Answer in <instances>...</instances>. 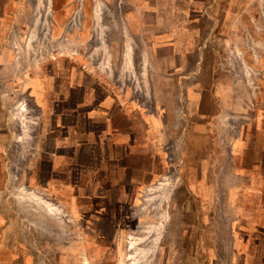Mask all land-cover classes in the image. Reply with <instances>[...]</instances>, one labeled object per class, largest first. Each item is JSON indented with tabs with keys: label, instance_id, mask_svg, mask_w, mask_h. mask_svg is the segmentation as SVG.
I'll use <instances>...</instances> for the list:
<instances>
[{
	"label": "rangeland",
	"instance_id": "obj_1",
	"mask_svg": "<svg viewBox=\"0 0 264 264\" xmlns=\"http://www.w3.org/2000/svg\"><path fill=\"white\" fill-rule=\"evenodd\" d=\"M36 2L0 0V264H264V0Z\"/></svg>",
	"mask_w": 264,
	"mask_h": 264
},
{
	"label": "crops",
	"instance_id": "obj_2",
	"mask_svg": "<svg viewBox=\"0 0 264 264\" xmlns=\"http://www.w3.org/2000/svg\"><path fill=\"white\" fill-rule=\"evenodd\" d=\"M2 11L3 13L6 11L9 13L10 11V3H7V6L5 7V5H3L2 7ZM7 20H9V17H7ZM8 22L5 21V16L3 15V19L0 23V28H8ZM0 42H5L4 41V36H2L0 34ZM4 44V43H3ZM3 46L0 47V72H3V60H2V56H3ZM2 62V63H1ZM1 74V73H0ZM1 96V102H0V107L1 108H5L6 107V104H5V100H3V96L2 94H0ZM10 101V99H9ZM108 101H109V98L106 97L104 99L103 102H101V106H102V109L103 107L108 109ZM107 117V118H106ZM106 119V123L107 124H111V122H109V120L112 119L111 116L109 115H106L104 117ZM103 132H105V137L103 139V136L100 137V142H104L106 147L105 149H109V151L107 152V155H106V160L105 162H108V163H114L116 164L118 167H121L122 169H117V170H123V171H133L134 170V167L131 166V164L129 163L128 164V158L130 157H133V156H137V154L139 152H137V148L140 147V145L136 142L135 138L133 137V135H131L129 138L125 136V134L122 132L121 133V130L119 132L118 129H112V125L111 127L109 128V126H107L105 128V130H103ZM132 133V132H131ZM102 145V143H100ZM103 146V145H102ZM117 148H121L122 150V158H119V157H116V158H113L112 155H113V152L112 151H115ZM112 150V151H110ZM125 150V152L123 153V151ZM122 160H124L122 162ZM123 165V166H122ZM154 167V165H152ZM153 168L149 167L148 168V171H151ZM131 178V177H130ZM132 181V179H130Z\"/></svg>",
	"mask_w": 264,
	"mask_h": 264
},
{
	"label": "bare ground",
	"instance_id": "obj_3",
	"mask_svg": "<svg viewBox=\"0 0 264 264\" xmlns=\"http://www.w3.org/2000/svg\"><path fill=\"white\" fill-rule=\"evenodd\" d=\"M38 1V3L36 2V7H35V12L37 13L35 16H34V21H33V27L35 28V30L37 31V29L39 30V29H42L41 31H43L44 32V35H47L48 34V32H49V30H50V25L49 24H47L46 22V24L44 25V27H42V25L40 26L39 25V23H40V13H41V11H42V8L40 7V2H41V0H37ZM40 3V4H39ZM95 11H97V13L99 12V5L98 4H96V10ZM97 16H98V14H97ZM44 28V29H43ZM102 32H101V43H102V46L100 47V48H97L96 49V51L95 52H99V51H101V52H104L105 53V56L106 57H108V58H110V55H111V51L108 49V47H107V45H106V43H105V35H104V33H105V31H106V29L104 28V29H102L101 30ZM33 35H34V33H32L31 35H30V37H29V39L27 40L29 43L32 41V40H34V37H33ZM48 36V35H47ZM48 40V39H47ZM40 52V51H39ZM95 52H94V54H95ZM129 54H130V52H129ZM235 58V57H234ZM107 59V58H106ZM39 62V61H38ZM232 62V61H231ZM236 63L234 64V66H239V65H241V67H242V69H243V71H242V73L241 74H239V75H241L242 77H244V78H246V80L247 79H249V73H251V69L248 67V63L246 62V60L244 59V57L243 56H238V55H236V61H235ZM231 66V65H230ZM248 68V69H247ZM240 73V72H239ZM242 79V78H241ZM239 80V79H238ZM245 80V79H244ZM248 81V80H247ZM243 82V81H242ZM249 83V82H248ZM140 84H142V82H140ZM249 85V84H248ZM247 85V86H248ZM134 88L136 89V90H138L139 92H141L144 96H145V98L146 97H148V95H151L150 94V89H142V87H140V86H134ZM146 91H148L147 93H146ZM151 97V96H150ZM248 98V97H247ZM239 99V98H238ZM154 101V100H153ZM155 102V101H154ZM142 104L143 105H145L146 107H148V108H152L153 107V105H152V100H151V98H147L146 100H142ZM245 105L246 104H244V107H245ZM235 107V106H234ZM154 108V107H153ZM239 108V107H238ZM242 109V108H241ZM237 115V114H236ZM236 115H234V113H232V114H230V116H229V114H228V116L225 118V127L229 130V131H226L227 133H229V134H231V135H234V134H236V129L235 128H233L234 126H235V124H237L238 122H241L242 120H240V119H238L237 118V116ZM244 115V114H243ZM246 115V114H245ZM226 116V115H225ZM222 118H224V114H222ZM243 118V117H242ZM228 120V121H227ZM229 121L231 122V123H233V125H231V123H229ZM230 124V125H229ZM168 127V126H167ZM170 128V127H169ZM176 143H174V145H173V147L175 148L176 147ZM175 149H177V148H175ZM178 150V149H177ZM232 177V176H231ZM230 176H229V178H231ZM147 191H149V189H147ZM147 194H143V196H142V200L143 201H145L146 199L144 198V196H146ZM160 207V205H157V206H154V209L157 211L158 210V208ZM146 212H148L147 210L145 211V210H143V211H141V213H140V215H142V216H144L145 215V213ZM137 216H139V215H137ZM140 217V216H139ZM134 219H136L137 220V218L136 217H134ZM135 228H137V226L135 227ZM152 227H149V229H151ZM156 240H158L157 238L155 239V240H152V245H151V247L152 248H155V242H156ZM150 242V241H149ZM140 243H141V240H140V238L137 240L136 239V241H133V242H131L130 243V249H137L138 248V246L140 245ZM146 251V255L145 256H148L149 254H150V251H147L145 248H143V251ZM153 251V250H152ZM144 256V257H145ZM129 258H133V256H130ZM135 261H136V258H135Z\"/></svg>",
	"mask_w": 264,
	"mask_h": 264
},
{
	"label": "built area",
	"instance_id": "obj_4",
	"mask_svg": "<svg viewBox=\"0 0 264 264\" xmlns=\"http://www.w3.org/2000/svg\"><path fill=\"white\" fill-rule=\"evenodd\" d=\"M8 45H9V47H11V45L14 46V48L16 49L17 52L22 47L20 41L19 40H15V39L13 41L12 40L9 41Z\"/></svg>",
	"mask_w": 264,
	"mask_h": 264
}]
</instances>
